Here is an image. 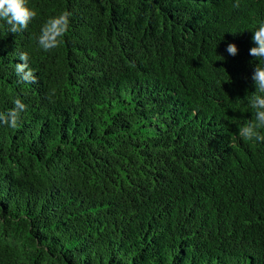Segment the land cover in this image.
Segmentation results:
<instances>
[{"label":"trees","instance_id":"trees-1","mask_svg":"<svg viewBox=\"0 0 264 264\" xmlns=\"http://www.w3.org/2000/svg\"><path fill=\"white\" fill-rule=\"evenodd\" d=\"M235 2L28 0L25 30L0 21V112L27 106L0 124V264H264V143L239 135L264 0Z\"/></svg>","mask_w":264,"mask_h":264},{"label":"clouds","instance_id":"clouds-1","mask_svg":"<svg viewBox=\"0 0 264 264\" xmlns=\"http://www.w3.org/2000/svg\"><path fill=\"white\" fill-rule=\"evenodd\" d=\"M239 0L233 4L239 8ZM37 16V12L28 6V0H0V21L8 25V32L16 34L25 30L30 21ZM71 13L64 11L57 16L50 17L42 26L37 43L45 52L59 47L70 25ZM235 33V32H233ZM254 46L250 47L249 55L259 61H264V21L259 22L252 30ZM227 52L235 56L238 48L234 43H228ZM223 59V57H221ZM21 63L16 64L15 71L22 82L36 83V77L28 67L26 53L19 54ZM255 91L248 103L253 110L254 120L248 122L239 129V135L248 142L264 143V66H255L251 74ZM26 105L19 99L14 100V107L8 112H0V124H7L10 128H17L20 113L26 110Z\"/></svg>","mask_w":264,"mask_h":264}]
</instances>
